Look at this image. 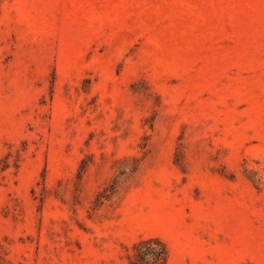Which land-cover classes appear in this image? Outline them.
Segmentation results:
<instances>
[{
	"label": "rangeland",
	"instance_id": "374dc122",
	"mask_svg": "<svg viewBox=\"0 0 264 264\" xmlns=\"http://www.w3.org/2000/svg\"><path fill=\"white\" fill-rule=\"evenodd\" d=\"M264 264V0H0V264Z\"/></svg>",
	"mask_w": 264,
	"mask_h": 264
},
{
	"label": "trees",
	"instance_id": "16d2710c",
	"mask_svg": "<svg viewBox=\"0 0 264 264\" xmlns=\"http://www.w3.org/2000/svg\"><path fill=\"white\" fill-rule=\"evenodd\" d=\"M134 261L132 264H166L169 249L158 237L143 238L133 247Z\"/></svg>",
	"mask_w": 264,
	"mask_h": 264
}]
</instances>
